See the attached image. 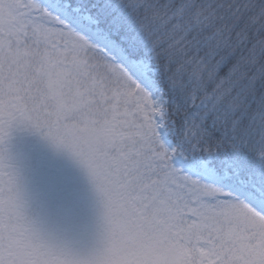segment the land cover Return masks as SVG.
Listing matches in <instances>:
<instances>
[{
  "label": "snow or ice",
  "instance_id": "snow-or-ice-1",
  "mask_svg": "<svg viewBox=\"0 0 264 264\" xmlns=\"http://www.w3.org/2000/svg\"><path fill=\"white\" fill-rule=\"evenodd\" d=\"M15 126L85 171L101 248L29 221ZM0 264H264V0H0Z\"/></svg>",
  "mask_w": 264,
  "mask_h": 264
},
{
  "label": "rangeland",
  "instance_id": "rangeland-1",
  "mask_svg": "<svg viewBox=\"0 0 264 264\" xmlns=\"http://www.w3.org/2000/svg\"><path fill=\"white\" fill-rule=\"evenodd\" d=\"M25 214L41 233L78 252L102 247L103 205L85 171L38 133L15 126L7 143Z\"/></svg>",
  "mask_w": 264,
  "mask_h": 264
}]
</instances>
